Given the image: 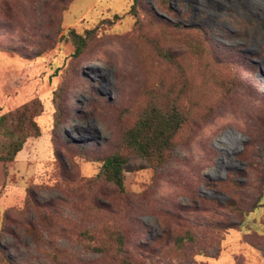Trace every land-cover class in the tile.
I'll return each instance as SVG.
<instances>
[{"label":"rangeland","instance_id":"374dc122","mask_svg":"<svg viewBox=\"0 0 264 264\" xmlns=\"http://www.w3.org/2000/svg\"><path fill=\"white\" fill-rule=\"evenodd\" d=\"M132 4L0 0V117L43 106L41 136L0 162L1 251L14 264H264V0ZM71 30L91 32L79 57ZM147 87L187 121L172 158L133 159L120 191L96 177ZM109 233L122 250L90 249Z\"/></svg>","mask_w":264,"mask_h":264},{"label":"trees","instance_id":"16d2710c","mask_svg":"<svg viewBox=\"0 0 264 264\" xmlns=\"http://www.w3.org/2000/svg\"><path fill=\"white\" fill-rule=\"evenodd\" d=\"M139 3L140 0H133L131 5L133 13L137 14ZM90 33L88 31L83 36L74 30L69 32L68 38L75 46L74 57H79L84 53L88 47ZM146 92V103L140 106L141 104H137L139 101L135 102L133 106H140V108L128 110L135 119L133 123L123 129L121 148L101 161L102 166L96 177L100 181L113 184L120 191H124L126 167L133 159L138 158L152 168H160L172 158L173 151L177 147V137L187 121L186 114L182 113L177 106L164 102L156 88L148 89L147 87ZM42 111L41 102L34 100L16 111L0 117V139L3 141L0 142V162H13L29 138L41 136L37 118ZM211 115L212 113L198 116L193 119V124L207 121L212 117ZM194 132L193 129L187 142L183 141L184 145H187ZM84 237L92 240L91 235L87 232L84 233ZM108 237L109 240L107 239L105 243L91 246L90 249L97 253H105L111 248L109 241H116L118 248L122 250L123 241L120 235L117 237L116 234L109 233ZM0 264H14L7 254L1 251V248Z\"/></svg>","mask_w":264,"mask_h":264},{"label":"bare ground","instance_id":"6f19581e","mask_svg":"<svg viewBox=\"0 0 264 264\" xmlns=\"http://www.w3.org/2000/svg\"><path fill=\"white\" fill-rule=\"evenodd\" d=\"M241 139V138H240ZM234 140H236V139H234ZM251 141V140H250ZM249 143V142H248ZM237 144V143H236ZM218 145H219V149H215L212 145H209V147H210V149L213 151V152H215V154L219 151V150H224L223 149V146H225V143L223 142V141H219V143H218ZM226 153H227V150H226ZM228 154V153H227ZM189 156V155H188ZM208 158V157H207ZM183 161H184V159H183ZM186 162H187V160H186ZM192 165V164H191ZM213 162H207L206 164H204V166H206V167H208V166H211V167H213ZM193 168V167H192ZM198 168V167H197ZM203 168V167H202ZM199 170V169H198ZM244 171V170H243ZM175 172V171H174ZM238 173V172H237ZM135 177V176H134ZM137 177V176H136ZM138 177H139V175H138ZM171 183V182H170ZM173 183V182H172ZM174 183H175V181H174Z\"/></svg>","mask_w":264,"mask_h":264}]
</instances>
